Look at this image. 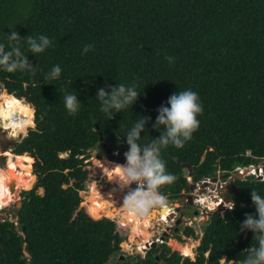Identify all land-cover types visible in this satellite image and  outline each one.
<instances>
[{"label": "trees", "instance_id": "1", "mask_svg": "<svg viewBox=\"0 0 264 264\" xmlns=\"http://www.w3.org/2000/svg\"><path fill=\"white\" fill-rule=\"evenodd\" d=\"M12 30L22 38L45 35L53 43L37 57L20 42L35 75L0 70V91L8 94L0 103L4 96L11 100L0 108L20 115L19 132L34 124L32 106L36 122L13 149L21 157L18 167L32 168L23 172L34 177L23 174L25 181L16 186L28 189L21 193L18 224L0 219V264H155L157 256L159 264H240L244 251L256 244L240 224L245 214H255L250 193L264 197V179L236 178V198L252 206L234 203V210L211 214L194 259L173 251L167 240L145 256L135 250L123 256L124 238L115 221L103 216L114 215L84 202L80 191L90 180L106 189L113 177L86 161L92 149L101 158L105 152L99 146L107 143L124 154L126 135L141 117L151 120L138 143L149 144L163 131V126L153 128L157 109L167 106L173 93L189 89L198 94L203 113L199 129L182 148L161 150L166 171L176 177L160 188L168 200L189 190L184 164L200 183L218 170L233 172L264 160V0H0V43L6 48ZM86 45L93 50L82 54ZM166 57H174V63ZM55 65L62 69L60 77L45 80ZM121 83L137 85V101L123 112H102L97 90ZM66 94L80 100L75 115L65 108ZM7 205L3 201L0 209ZM131 231L123 245L130 247L135 236H141V246L149 240L141 223ZM182 231L175 234L180 241L198 237L193 227Z\"/></svg>", "mask_w": 264, "mask_h": 264}, {"label": "clouds", "instance_id": "2", "mask_svg": "<svg viewBox=\"0 0 264 264\" xmlns=\"http://www.w3.org/2000/svg\"><path fill=\"white\" fill-rule=\"evenodd\" d=\"M7 40L9 42L7 48L4 43H0V70L8 73H15L17 71L28 72L32 75H35L36 73L35 66L30 62L28 56L21 51V47L19 46L20 42L26 41L28 50L37 57L39 54L44 53L46 49L51 47L53 43V41L45 35H40L38 37L26 36L22 38L16 30H12L10 33H7ZM90 50H93V46L86 45L82 49V54H86ZM166 59L169 63H174L175 60L174 57H166ZM61 72V67L59 65H55L49 73L45 74L44 79L55 80L60 77ZM136 88V84L126 86L122 83L110 86V90H105L104 87L99 88L97 90V100L101 104V111L112 114L113 111L115 113H119L127 110L130 106L132 107L140 95ZM3 94H7V92L2 89L0 91V97ZM1 101H4V99L1 98ZM64 105L69 115L77 114L81 106L80 100L75 94H66L64 97ZM157 113L158 115L155 123L153 124V128L159 130L161 126H163V131H160V135L157 138H154L149 144L141 146L138 143L141 139V133L145 131L146 124L149 120H151V117H141L126 135V143L128 145V150L124 153L126 163L123 165H117L121 171L118 184L119 190L124 193L122 202L123 208L128 214L136 218H147L156 208H163L166 205L168 207L173 206V204L167 202V198L160 192L161 186L171 184L176 179L174 175L169 174L166 171V164L160 158L161 150L167 148L169 145L176 148H182L184 143L192 138L193 133L199 129L200 122L198 120V116L203 113V106L200 103L198 94L189 89L173 93L167 100V106L162 104L157 109ZM14 117L18 116L14 115ZM0 121H3L1 117ZM21 133L22 132L18 134L21 135ZM27 134L24 133L23 136L25 137ZM23 138H21V140ZM13 153L14 155H19L14 151ZM113 153L117 155L119 154L116 151H113ZM9 157L10 154H8V158ZM109 160H116L121 163L125 162L117 158H109ZM263 162L264 160L260 162V166H256L255 172L250 170L251 165L241 167L246 168L247 172L250 171V175H255L256 177L260 176L258 178L260 179L263 173L259 172V168L262 167L261 163ZM225 173L227 172L218 170L217 175L222 174L223 176ZM229 173V176L236 174L235 176L242 177V173L237 170ZM186 177L190 183H198L193 181V176ZM96 182L98 181L92 180L87 182L85 189L80 191V195L83 198L88 197L92 192H94L90 191V186ZM203 182L205 181H202V185ZM132 185L135 188H133ZM250 198L256 211L254 215L245 214V219L240 224V231L242 233L251 231L254 234L253 240L256 241V244L244 251L246 256L240 264H264V197L259 195L257 191L252 190ZM84 201L86 202V199H84ZM224 207L229 210H234L235 204L234 202H228L225 203ZM171 214H173V216ZM170 215V219L176 224V220L178 219V211L176 207H174L173 212H170ZM103 216L109 217L117 224L116 216ZM14 224L16 223L14 222ZM129 227L130 232L131 226L129 225ZM117 229L119 230L118 224ZM119 232L123 235L121 230H119ZM166 239L167 238L164 240ZM138 245L140 244H137L136 246L133 245V249L142 254V256H145L148 249L152 247L151 245L147 248L146 252L143 253L138 248Z\"/></svg>", "mask_w": 264, "mask_h": 264}, {"label": "rangeland", "instance_id": "3", "mask_svg": "<svg viewBox=\"0 0 264 264\" xmlns=\"http://www.w3.org/2000/svg\"><path fill=\"white\" fill-rule=\"evenodd\" d=\"M32 108H33V120H34L35 110H34L33 106H32ZM34 126H35V122H34L33 125H30V124L27 125L25 131L21 133V138L24 137L23 136L24 133L27 134L29 129L34 128ZM18 133H20V132H18ZM12 134H14V132L12 133L11 131H9L8 137L12 138L11 137V136H13ZM97 152H98V149H96V148L92 149L90 151L91 155H90L89 159H87L86 161H90L91 164H92L91 165L92 167L101 166L105 171L112 172L113 176H114V179H115V181L113 182L112 178L109 176V179H108V182H107L108 183V187L106 189L100 185L98 180H97L98 182L95 183V184H97V187L100 188V191H102V192H104V191H106L108 189L111 190L107 195L103 196V198H104V200L115 204V206H113V205L112 206H105V207H107L109 209V210H106V211L111 213L114 216H116L117 214L120 213L125 218V222L126 223H128V222L131 223V229H133L137 224L141 223L143 225V227H144V232H146V233H148L150 235L149 238H154L155 237V239L161 240L162 239V235L164 233H167L166 234V238H167L166 240H167L168 244L170 245V247L172 248L173 251L174 250L178 251L183 256H188L191 259H194L195 255H196V251H197L196 249L199 246V244L201 243L204 227H205L207 221L209 220V216L211 214H213L214 212H216L218 209H214V207H213L212 210H208V211L207 210H203L202 214L199 217H197V219H195V220H189L188 218H185L183 223H182V226H180V227L182 229L184 227H186V226L193 227L195 229V233L197 234L198 237L196 239H194L192 237L183 236L184 241H179L176 238V235H175L176 234L175 232L177 231V230H175L176 227H174L177 223L175 224V222H173L169 217H168L169 219H166V220H162L161 217H158L157 215L154 218L152 217L151 214L153 213V211L156 213L160 208L154 209L151 212V214H150L151 217L149 216L147 218H136V217H133L132 215H130V214H128L126 212V210L123 208V205H122L123 199H119L116 196L117 193H122L124 195V193L119 190V184H118V182L120 180L121 172H120V169H118V168L113 169V165L114 164L118 165V163H121V162L116 161V160L110 161L109 160V156L107 154L105 156L99 158L97 156ZM9 153L12 156V158H11V160L9 162H6V163H10L11 161H13L15 163V165L18 167V164H17V159L18 158L15 157V155H13L11 153V151ZM60 156L67 157L68 153H61ZM25 162L30 164L31 163V158H26ZM261 166H262V168L264 167V162L261 163ZM5 167L7 169L8 174H9V179H8V186L5 189V192L3 193V195H0V206L3 205V201H6L8 203V205L0 209V219L8 217L11 221L15 222L16 225H17L18 221H17L16 209L18 208V202H20L21 199H22V195H21L22 191L28 190V189H26L25 187L24 188L20 187V188L16 189L14 191V193H12V191L10 189V183L13 182V177L15 175L28 174L30 176H33L29 172L28 173H24L23 172V170H27V169H31L32 170V168H21V167H18V169H17L19 171L18 172V171H15V170L12 169L11 164L10 165H5ZM20 171H22V172H20ZM243 171H244V169H243ZM235 175L236 174H233L231 176V178L234 179L233 176H235ZM248 175H250V174H247L246 171H244V173L241 174L242 178H246V177H248ZM258 175H259V173H258ZM227 178H229V177H227ZM227 178H224V176H223V178L221 177L220 180L222 182H225V183L231 181V178H229V179H227ZM24 181H25V179H23V178L22 179H16L14 181V184L21 185ZM90 181H92V180H90ZM35 183H36V180L32 184L31 188H33ZM209 185H210L209 188H215L216 187V184H214V183H210ZM132 187L135 188L133 185H132ZM31 188H29V189H31ZM40 191L42 192L41 189H40ZM89 196L84 198V199H86V202H87V200H89V202L93 203L94 205H96V206L99 205V204H97L98 201L95 199L94 195H92L90 197ZM225 201H227V203L230 202V201H228V199H225ZM167 202L173 204V206L176 207V208H182L183 207V204H181L179 201H176V200L171 201V200L167 199ZM83 205L86 206V204H83ZM224 209H226V207H224ZM102 212L106 213L105 210L102 211ZM171 215H173V214H171ZM153 219H157V222L156 223H155V221L152 222ZM155 224H156V226H155ZM177 232L179 234H182L183 231L181 229H179ZM122 233H123L122 236H123L124 240L121 243V248H122V252L124 253L123 254V256H124L125 253L133 252L134 246H136L137 244H141L140 243L141 236H135L134 237L135 241H133V243L129 247L127 245H123V243L127 242V239L130 238L132 231L129 232V230L122 229ZM160 234H162V235H160ZM186 245L188 246L187 248H188V251L190 252V254H188V255L183 252V249H184V247ZM222 261H224V259H222ZM161 262L162 261H160V263Z\"/></svg>", "mask_w": 264, "mask_h": 264}, {"label": "flooded vegetation", "instance_id": "4", "mask_svg": "<svg viewBox=\"0 0 264 264\" xmlns=\"http://www.w3.org/2000/svg\"><path fill=\"white\" fill-rule=\"evenodd\" d=\"M14 118L16 119L17 117ZM9 131H11L12 133L14 132V134H12L13 136H11L12 138L8 137ZM20 141H21V135L18 133L16 135L15 131L12 128H6L5 126H3V121H0V167L4 169L5 165H10L13 162L11 161L10 163H6L8 160V154L10 151H12V149L15 148V146ZM231 176L228 177L231 178ZM221 177L223 178L222 174L210 177L208 181L209 183L207 185H205V183L203 182V186H200L202 184V182H200L197 183L196 187L193 190L190 189V185H189V190H183L184 196L183 195L180 196V198L177 200L181 204H183V207L180 208V210L178 211V219L181 218V222L174 226L176 227L175 230L177 229L182 230L180 226H182V223L185 218H188L189 220H195L197 219V217H199L202 214L203 210H207V211L212 210L213 207L214 209H218L220 205L222 206V203H224L225 205V203H227L225 199L231 198L232 201L237 200L236 197L238 195L236 193L239 194V189H240L239 186L235 185L237 176H233L234 179L231 178V181L227 183L222 182L220 180ZM210 183L216 184V187L209 188ZM188 212L192 213L193 215H187L186 213ZM165 215L170 217L169 210L167 211V213H164V215H162L163 220H165ZM175 233L178 232L176 231ZM158 241L161 243L162 241H164V239Z\"/></svg>", "mask_w": 264, "mask_h": 264}, {"label": "bare ground", "instance_id": "5", "mask_svg": "<svg viewBox=\"0 0 264 264\" xmlns=\"http://www.w3.org/2000/svg\"><path fill=\"white\" fill-rule=\"evenodd\" d=\"M3 99H4V101H2L1 103H0V105H3V104H7V102H9V101H11L9 98H7V97H3ZM14 102V101H13ZM16 103V102H15ZM27 103V102H26ZM17 104V103H16ZM27 104H29V103H27ZM5 110H7V111H5ZM14 115H17L18 117H17V119H15L14 118ZM0 117L2 118V120H3V126H5L6 128H12L16 133H18L19 131H20V129L22 128H19V129H17V123H18V121L21 119V117H20V115L19 114H17L16 112H14V111H12V110H9L8 108H6V107H1L0 108ZM25 126H27V125H25ZM24 127V126H23ZM11 153H12V151H11ZM10 154V153H9ZM13 154V153H12ZM14 155V154H13ZM11 156V155H10ZM12 157V156H11ZM15 157H17L18 159H21V157H18V156H16L15 155ZM29 158V157H28ZM126 163V161L125 162H122V163H118L119 165H123V164H125ZM11 166H12V169L13 170H15V171H18L17 170V166L15 165V163L14 162H12L11 163ZM5 167V166H4ZM19 172V171H18ZM121 172V171H120ZM25 175H23V174H19V175H15V178L13 177V183H14V181L16 180V179H25ZM114 177V176H113ZM113 177H111L112 178V181L114 182L115 181V179L113 178ZM8 179H9V174H8V172H7V169H6V167L4 168V169H2L1 167H0V195H3V193L5 192V189L7 188V186H8ZM12 182V181H11ZM21 184V183H20ZM16 186L18 185V184H15ZM111 188V187H110ZM103 196L104 195H102V194H95L94 195V197H95V199L98 201V203L97 204H99L100 206H102L103 205V207H105V206H115V204H113V203H110V202H108V201H106V200H104V198H103ZM105 208H107V207H105ZM108 209V208H107ZM109 210V209H108ZM169 210V207L166 205L165 207H163V208H160L156 213H155V215H154V217L157 215V216H159V217H162V215H164V213H167V211ZM152 215V214H151ZM151 215H150V217H151ZM117 216L119 217V218H121V219H123L124 221H125V218L119 213V214H117ZM169 218H171V217H169ZM168 218V216H166L165 215V220L166 219H169ZM162 219V218H161ZM168 222V221H167ZM146 233V232H145Z\"/></svg>", "mask_w": 264, "mask_h": 264}, {"label": "water", "instance_id": "6", "mask_svg": "<svg viewBox=\"0 0 264 264\" xmlns=\"http://www.w3.org/2000/svg\"><path fill=\"white\" fill-rule=\"evenodd\" d=\"M26 102L29 103L28 101H26ZM99 128H100V126H99V124H97V129H99ZM101 139H103V136L102 135H101ZM99 147L109 156L110 159L117 158V159H119L121 161H125L124 154H122V153H119L118 155L117 154H114L111 146L108 145L107 143H102ZM183 168H184V173H185L186 176H191V177L193 176V172L190 169L191 168V165L190 164H184L183 165ZM229 175H230V173L227 172L223 176L224 177H228ZM213 180H216V179H213ZM204 183H205V185H207L209 182L208 181H205ZM196 185H197L196 183H193V182L190 183V189L193 190L196 187ZM201 186H203V185L201 184ZM10 189H11L12 193H14V191L16 190V186H15V184L13 182L10 183ZM236 194L238 195V193H236ZM228 201L234 202L235 204H239V205L246 206V207H251L252 206L251 203H249V202H247L245 200H241V199H237L235 201H232L231 198H228ZM21 207H22V202L20 201V202H18V208L16 209V213L17 214H19ZM179 210H180V208H177V211H179ZM224 210H225L224 209V203H222V206L220 205V207H218V210L216 212H220V211H224ZM186 214L187 215H193L190 212H188ZM180 221H181V218L177 219L176 220V223L179 224ZM166 234L167 233H164L162 235V239L165 238ZM157 243L159 244L160 242L158 241ZM157 243H153L152 247H157L158 246ZM146 246H149L148 243H146ZM159 261H160L159 260V256H157V261L155 262V264H159Z\"/></svg>", "mask_w": 264, "mask_h": 264}, {"label": "built area", "instance_id": "7", "mask_svg": "<svg viewBox=\"0 0 264 264\" xmlns=\"http://www.w3.org/2000/svg\"><path fill=\"white\" fill-rule=\"evenodd\" d=\"M243 169H244V171H246V168L241 167V166H239V167L236 168V170L239 171L240 173H244ZM255 169H256V166L251 165L250 170H251L252 172H255ZM246 172H247V171H246ZM259 172H260V173H263V175L261 176V178H264V167H263V168H262V167L259 168ZM259 172H258V173H259ZM247 174H250V171H248ZM259 177H260V176H257V178H259ZM90 191H96L97 194H99V193H100V188L97 187V184H92V185L90 186ZM173 211H174V207H173V206H172V207L169 206V212H173ZM161 218H162V217H161ZM153 221H155V223H156V222H157V219H153L152 222H153ZM116 222H117V224H118V228H119V230H121V231H122V229L130 230L129 225H128L123 219L119 218L117 215H116ZM155 226H156V224H155ZM155 242H158V240L155 239V238H154V239H153V238H149V240L146 242V243H148L149 246H146V243H145L144 246H141V244L138 245V248H139L143 253H145L146 250H147V248L150 247L151 245H153V243H155Z\"/></svg>", "mask_w": 264, "mask_h": 264}, {"label": "crops", "instance_id": "8", "mask_svg": "<svg viewBox=\"0 0 264 264\" xmlns=\"http://www.w3.org/2000/svg\"><path fill=\"white\" fill-rule=\"evenodd\" d=\"M14 178H15V176H14ZM154 215H155V212L153 211V213H152V217L154 218Z\"/></svg>", "mask_w": 264, "mask_h": 264}]
</instances>
